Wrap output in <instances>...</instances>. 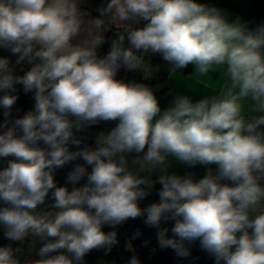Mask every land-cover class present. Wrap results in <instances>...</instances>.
<instances>
[{
    "label": "clouds",
    "instance_id": "obj_1",
    "mask_svg": "<svg viewBox=\"0 0 264 264\" xmlns=\"http://www.w3.org/2000/svg\"><path fill=\"white\" fill-rule=\"evenodd\" d=\"M80 2L0 0V48L31 65L15 75L0 58V106L10 117L16 84L35 100L12 127L5 119L0 132V158H12L0 170L6 238L44 241L40 259L25 264H83L94 249L111 252L117 226L143 216L158 229L159 246L178 257H189L185 242L198 240L215 264H264V23L249 30L196 0H108L98 17L86 19ZM109 26L118 29L116 39L100 57ZM148 53L161 55L171 73L189 64L200 77L224 70L225 83L196 102L177 96L162 110L152 88L116 78L121 67L147 78ZM101 121L118 123L97 136L95 149L80 148L74 131ZM131 153L143 155L130 167ZM78 158L91 172L76 165L67 176L73 188L58 187L55 171ZM169 158L190 167L214 164L216 174L209 170L198 181L170 175ZM154 171L160 200L141 209ZM50 190L52 210L38 211ZM169 219L171 238L160 226ZM105 225L113 230L103 231ZM125 247L132 251L131 243ZM18 251L0 247V264H21ZM128 264L140 261L133 254Z\"/></svg>",
    "mask_w": 264,
    "mask_h": 264
},
{
    "label": "trees",
    "instance_id": "obj_2",
    "mask_svg": "<svg viewBox=\"0 0 264 264\" xmlns=\"http://www.w3.org/2000/svg\"><path fill=\"white\" fill-rule=\"evenodd\" d=\"M100 2L101 6H104L108 3V0H97ZM222 3L228 5L238 13L242 14L244 16V24L247 25L249 30H254L258 25L264 23V0H253L249 6V8L245 11L240 8L235 7L231 3H229L227 0H219ZM94 16L98 17V12L92 13ZM142 22L139 25H134L136 27H142ZM118 29L115 26H109V30L104 32L103 35L105 37V42L98 48V56L104 57L107 55V53L111 49V43L114 39H116V33ZM147 57V54L145 55V58ZM0 58H7L9 60V67L14 70L15 75H24L28 70H30L31 65L24 61L20 64L16 63V60L18 58L17 54H13L11 52H6L0 56ZM154 63L157 65V83L151 84L147 83V86L152 88L155 96L158 97H165L170 94V88L166 84V78L168 74L170 73L169 69L171 65L166 62L161 55L155 54L153 56ZM188 67V66H187ZM187 67L183 69L177 70L178 72L185 73L187 71ZM123 71V67H121L117 74H121ZM13 92H17L14 95L18 97L15 104L12 106L11 109V116L6 118L4 116L5 109L0 106V132L3 130V125L5 119H8L11 122H13L15 118V106L18 110H22V116L21 118L29 111L34 109L35 100L34 96H27L33 92L26 93L23 90V86L16 84L14 86V89L10 91V94L12 95ZM18 92H22L25 95H21ZM5 93L0 91V97H2ZM9 123V124H10ZM74 133H80L84 134L87 137L91 138L94 142H96V138L94 137V133L91 129H84L82 131H74ZM41 147H44L43 142H39ZM86 145L81 142L80 148L85 147ZM87 147V146H86ZM70 150H77V147L75 145H70ZM146 151V149H145ZM170 159V167L168 169V174H175L179 176H187L190 175L192 177L193 173L198 171V180L203 178L209 170L213 174H216L217 166L216 165H201L197 164L196 166L190 167L185 164H182L181 162L175 160L174 158ZM76 165H84L87 169V172H91V166L87 165L85 161L82 158H78L75 161H72L70 163L65 164L62 168H59L55 171V175H57L56 185L58 187L64 186L67 187L69 190L73 188V185L68 183L67 176L68 173L73 170V168ZM160 173L158 171L153 172L152 181L154 182V185L159 189V191L162 189V185L158 183V177ZM87 177L85 176L75 187H81L86 182ZM222 183H229L228 181H223ZM135 233V237L137 240V243L139 245L141 255H142V261L144 263L149 262V260L153 257L157 249L160 247L158 243L157 238V231L158 229L154 227H149L146 225L140 217H137L135 219H129ZM174 224V221L170 222L166 228L169 229L167 235L171 238V228ZM113 229L105 225L103 227V231L109 232ZM118 234V241L119 243L115 245L111 252H106L105 249H94L88 254L85 255L83 258V264H128L131 256L133 255L132 251L126 250L125 245L129 243V241L126 238V234L123 230L122 225L117 226L115 229ZM186 247L190 250V256L187 258L179 257L176 261L169 263V264H186L187 262L191 264H215L214 258L209 255L206 251L202 250L200 247V242L194 241L191 243L185 244ZM64 251V250H62ZM54 253L53 255H55ZM67 254V253H66ZM70 255V254H69ZM176 255L175 251L171 248H165L162 252L163 258H171ZM22 263V259L20 260Z\"/></svg>",
    "mask_w": 264,
    "mask_h": 264
},
{
    "label": "rangeland",
    "instance_id": "obj_3",
    "mask_svg": "<svg viewBox=\"0 0 264 264\" xmlns=\"http://www.w3.org/2000/svg\"><path fill=\"white\" fill-rule=\"evenodd\" d=\"M239 2L243 5L242 6L243 9H248L250 4H251V0H240ZM6 52H11V51L9 49H6V48H0V56H2V54L6 53ZM154 55L155 54L148 53L147 57L145 58V60L150 64V67H151V74L147 78L145 77V73L142 70H138V69L137 70H127L125 68H123V71L121 72L120 75L117 74L116 78L123 80L125 83L136 82V83H143L145 85H147V83H151V84L157 83V80H158V77L156 74L157 65H156V63H154V59H153ZM210 94H212V93H201L200 94L201 98H199V100L210 95ZM117 123H118V121H108V122L101 121L100 123H98L96 125H92V126L87 127V128L91 129L94 133V137L97 138V136L100 133L107 134L113 127L116 126ZM87 128H85V129H87ZM137 155L142 156L143 153L128 154L130 167H131V160L136 158ZM10 159H12V158L11 157L0 158V170H2L4 167L7 166L8 160H10ZM141 175L143 176V175H147V174L141 173ZM187 176H190V175L187 174ZM152 177H153V173L150 176L151 180H152ZM192 178L194 180L198 181V171L197 170H196V172L193 173ZM56 180H57V175H55V173H54L55 183H56ZM142 187H144V186H142ZM149 191H150V194L139 201V206L141 207V209L146 208L147 206H149L152 203H158L160 200V197L158 195L159 189L154 184H153V187ZM53 203H54V199L52 197V190H50L48 197H46L45 204L39 206V208L37 210L38 211L52 210L51 205ZM4 206H6V205H4L3 201H0V208H2ZM140 218L143 222L145 221V217L142 216ZM172 221L173 220H171V219H169L167 222L162 221L161 225H160L161 228H166L167 225ZM43 243H44V241H41L38 237H33L31 235H29L23 241L9 240L5 236L4 226L2 224H0V247L11 246L13 248V250L18 249L19 251L16 252V256L19 260H21V259L23 260L21 264H25V262H31V261H35V260L40 259V257L38 256L37 253H38L39 248L43 245Z\"/></svg>",
    "mask_w": 264,
    "mask_h": 264
},
{
    "label": "crops",
    "instance_id": "obj_4",
    "mask_svg": "<svg viewBox=\"0 0 264 264\" xmlns=\"http://www.w3.org/2000/svg\"><path fill=\"white\" fill-rule=\"evenodd\" d=\"M232 5L241 8L242 10H247L242 8L240 0H227ZM253 0H251L252 2ZM197 3L205 4L209 7H216L221 11V13L226 17L229 22H235L239 20L241 23H244V16L228 5L222 3L219 0H196ZM80 9L82 12L88 13L86 19L96 18L92 13L98 12L101 6L100 2L97 0H81ZM85 34L74 38L72 40L73 44L79 43L84 39ZM195 72V66L189 64L187 71L185 73H169L166 78V84L170 88V94L165 97H158L159 105L162 110L167 109L172 105V102L175 97L180 95L188 96L193 102H196L201 98V93H212L218 92L224 85L226 76L224 75V70H221L219 73L212 72L206 77H200ZM186 264H190L189 262Z\"/></svg>",
    "mask_w": 264,
    "mask_h": 264
},
{
    "label": "water",
    "instance_id": "obj_5",
    "mask_svg": "<svg viewBox=\"0 0 264 264\" xmlns=\"http://www.w3.org/2000/svg\"><path fill=\"white\" fill-rule=\"evenodd\" d=\"M15 93H17V92H13L12 95H14ZM18 93L21 94V95H25L22 92H18ZM27 96H34V92L31 93V94H29V95H27ZM15 109L16 110H15V118H14V120L15 119H19L22 116V110H18L16 106H15ZM14 120H13V122H14ZM13 122H11L10 124H8L7 127H12ZM6 130L7 129L4 127L1 132L6 131ZM74 135H75V137L77 139H79L87 147L92 148V149H95L97 147L96 142H94L91 138L87 137L86 135L80 134V133H74ZM222 182L223 181H221V183ZM121 225H122L123 230H124V232L126 234L127 240L132 245V252H133V254H135L137 256L138 260L140 261V264H169V263H172V262L176 261L177 258H179L177 255H175L174 257H171V258H163L162 257V252H163V250L165 248L159 247L157 249V251L155 252V254L153 255V257L149 260V262L144 263L142 261L141 251H140L139 245L137 243V240H136V237H135V233H134V229H133V226H132L130 220L129 219L126 220ZM173 226H174V224H173ZM170 233H171V237H173L172 231H170ZM187 243L188 242H185V244H187Z\"/></svg>",
    "mask_w": 264,
    "mask_h": 264
}]
</instances>
